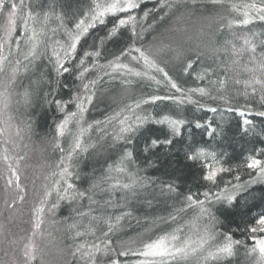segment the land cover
Returning a JSON list of instances; mask_svg holds the SVG:
<instances>
[{
	"label": "trees",
	"instance_id": "1",
	"mask_svg": "<svg viewBox=\"0 0 264 264\" xmlns=\"http://www.w3.org/2000/svg\"><path fill=\"white\" fill-rule=\"evenodd\" d=\"M18 2L19 0H17ZM25 2L33 14L39 13L41 18L45 13H49L46 27L47 52L31 64L24 61L28 65V70L25 72L21 67L15 83L22 90L28 88L32 92L31 98L34 101V108L26 117L24 125L25 129L29 131L27 138L24 137L20 141L21 143L24 141L23 144L32 151L28 160L29 165L31 168L34 165V168L37 167L38 170L44 169L48 176L53 174L62 156H67L74 138L80 135V129L87 128L88 124H92V129L83 133V144L97 145L96 148L89 147L86 152L77 151L72 155L68 165L69 172L72 173L69 176V183L75 187L69 190V198L57 202L58 207L47 220L49 230L46 245L35 264H54L55 262L57 264H82L80 253L76 252L81 244L91 246L95 243L103 247L101 241L109 238L104 235L108 231L107 224L101 221H91V216H98L101 213L112 217L128 212L132 214L125 216L116 226L114 233L110 234V238L114 241L113 247L117 249L121 244L130 240H137L138 243L133 247H138L141 240L155 239L165 232L172 231L177 223H164L160 217H167L173 208L178 206V200L174 193L170 194L166 189L162 192V185L173 183L179 187V191L183 194H187L189 190L203 192L208 187V183L202 179L206 169L185 159V152L190 150V145L197 148H208L218 154L226 153L225 167L231 166L235 169L237 165H240L241 182L250 178L247 175V170L242 166V160L251 153L252 149L264 147V118L249 117L253 119L255 128L245 134L240 131L241 118L236 113L213 114L208 111V108L223 109L227 107L224 100L219 98L221 96L231 101L233 107H243L246 103L243 96V84H236L235 80L244 81L252 78L253 73L245 71L246 67H254L249 63L251 53L244 51L239 55H233L231 44L228 42L235 43L237 49H240L246 47L243 45V38H249L257 45L255 55L256 59L260 60V47L264 44V22L255 20L246 26L232 23L229 27L230 22L243 18V8L241 7V11L236 12L232 10L231 5L235 4L240 7L245 3H259L260 0H224L222 4H213L211 0H194V2L193 0H182L180 11L164 22L159 20V15L163 13L153 14L147 20H140L139 13L152 9L155 5V0H144L142 9L137 10V31H142V37L135 46L150 49L163 41L173 48H182L185 53L183 60H175L170 53H161L158 63L165 67V70L181 88L202 87L212 96L217 97L213 100L207 95L201 97L199 93H193L192 98L199 100V104L177 105L172 101L164 100L157 101L155 104L142 105L141 109H136L138 115H150L155 119L169 115L174 119L191 122L185 125V128L182 129V136L176 138L172 146L151 148L148 151H145V148L152 139L163 140L170 135L167 125L149 121L137 132L129 134L131 143H127L112 138L114 124H107V118L120 111L125 105L134 106V102L137 100L147 99L153 95L180 94L170 88L160 73L146 67L142 60H133L131 57L138 55L137 53L123 55L128 50L130 36L128 28H121V34L115 38L105 39L113 25L118 22L117 16L109 14L105 24L97 22L95 28L89 29L86 37L77 46L76 58L68 64V67L72 69L70 73L57 78L53 63L49 61L53 48L62 54V49L55 43L56 41H60L64 45L70 43L65 29L74 33L76 23L82 19L87 25L90 22L89 16L94 4L105 3L107 0H25ZM20 14L18 11V15ZM57 16L63 17V26L56 18ZM53 29H56L55 33L52 31ZM24 37L23 27L19 25L18 35L15 36V39L20 41L21 50L18 52L13 46L11 47L12 55L9 57L11 63L7 65V70L16 66L17 59L23 61V54L27 50ZM92 51H99L100 55L85 58V66L91 69V72L85 74L86 78L83 82L87 83L88 79L97 80L93 88L96 93L95 99L90 105H86L87 111L81 124L77 125L73 120L66 126L64 135L60 136L57 125L67 112H75L77 108L73 104H69L64 112H60L51 101L60 99L67 103L80 92L82 81L78 79L81 70L79 59L85 52ZM117 57L120 58L119 63L127 64L134 71L147 73V75L138 77L130 73L128 69H119L112 75H105V71L112 72V69H101L100 66L115 62ZM54 59L55 57H52L53 61ZM184 61L193 62V68L183 70ZM225 72H227V84L222 91H218L220 85L213 82L223 79ZM254 74L259 76V69ZM201 75L204 76L202 80L198 78ZM151 76H155L156 80H160L161 83L157 84L156 80L149 79ZM3 77L6 76L1 75L0 80H3ZM99 77L103 78L99 79ZM113 77L115 78L113 79ZM38 80L41 82L39 88L32 87L33 83ZM124 81L130 83H124ZM61 83L67 84L68 88H58L57 85ZM258 110L261 109L259 104H256L254 111ZM221 119L229 122L223 138L218 137L216 140H210L204 134L203 129L194 127V123L197 121L205 123L209 120L220 121ZM96 121L104 123L97 125ZM102 127L104 131H101ZM189 127L192 128L191 139H189L187 131ZM57 143L65 149L64 152L56 147ZM125 150H131L133 153V162H125L129 172L133 173L137 179H147L148 185L146 187L137 185L135 196L131 192L119 188L114 192L103 193L98 189H92L91 185L94 180L104 174L109 165L119 162ZM234 174L235 172L222 174L221 177H218V182L231 180ZM112 175L124 182L128 180L124 174L113 172ZM33 179L34 171H29L28 178L25 180L26 184L20 183V185L27 186L24 187L26 196L30 194L31 188L37 182L36 180L35 183H32L35 180ZM13 186L16 185L13 184ZM13 186L9 188L10 191L14 190ZM221 186L223 185L221 184ZM103 187L107 188L108 185H103ZM252 190L253 197H249L247 206L234 209L226 217H222L224 220L223 231L231 230L234 239L244 240L249 247H251L250 237L237 230V225L243 227V220L247 219L248 215L255 216L264 210V199H262L264 184L253 185ZM3 191L4 188L0 181V193ZM76 191L95 193L94 199L99 202L90 205L96 211L87 218L78 216L77 212L88 211L89 201L87 197L72 199L71 197ZM108 199H111L116 206L105 204ZM25 200L26 202H22L18 210L8 206L5 208L3 224L6 228L4 229V238L0 242V264H12L19 248L26 240L29 222L28 218L22 220V217H26L27 210L30 208V198L26 197ZM2 215L0 212L1 217ZM73 223L77 224V228L70 227ZM112 223L115 224L114 219ZM179 223H183V220ZM89 227L93 231H88ZM76 231L83 232L85 235L77 237ZM235 248L237 253L235 256L224 258L221 261L209 260L207 264H252V261L245 257L243 246H235ZM101 255L97 254L98 264ZM121 259L134 264L135 261L143 258ZM85 263L88 264V262Z\"/></svg>",
	"mask_w": 264,
	"mask_h": 264
},
{
	"label": "snow or ice",
	"instance_id": "2",
	"mask_svg": "<svg viewBox=\"0 0 264 264\" xmlns=\"http://www.w3.org/2000/svg\"><path fill=\"white\" fill-rule=\"evenodd\" d=\"M194 2V0H193ZM213 4H222L224 0H211ZM144 0H107L105 3H95L91 14L89 16V23L85 25V21L82 19L75 25L76 31L73 33L65 29L68 34L70 43L64 45L60 41H56L57 45H60L61 52H57L55 48L52 50V57H55L54 61L52 57H49V61L53 63L54 71L57 74V78L63 77L65 74L70 73L72 69L68 67V64L76 58L77 46L81 40L86 37L90 28H95L97 22L99 24H105L106 17L111 14L112 16L118 17V22L113 25L111 31L106 35L105 39L115 38L121 34V28H128L130 36L128 38V50L123 55H131L135 52L138 55L132 56L133 60H142L144 65L157 73H160L162 77L170 85L171 89L175 90V93L180 95H153L147 99H141L134 102L133 105H125L120 111L115 112L112 116L107 118V124H114V135L113 139L116 141H125L131 143L129 134L137 132L140 127L146 125L149 121L159 124L167 125L170 135L163 140L152 139L149 145L145 148L148 151L151 148H160L172 146L176 138L182 136V129L185 125L191 122L184 119H174L169 115H163L159 119H155L150 115H138L136 109H141L142 105L155 104L157 101H172L174 104L182 105L185 103L199 104V100H194L193 93H199L201 97L209 96L215 100L217 97L211 95L205 88L197 87L191 89L181 88L169 75V72L165 70L158 63V58L161 53L172 54L175 60H183L184 51L182 48H173L170 44H166L163 41L158 46H153L150 49H144L136 47L135 44L142 37V31H137L138 23V12L137 10L142 9ZM182 7V0H155V5L152 9L143 10L139 13L140 20H147L150 16L156 13H163L159 15L161 22L170 19L172 15L180 11ZM243 8V18L239 21H232L229 24L231 27L232 23H238L239 25L246 26L252 24L255 20L264 22V0H260L259 3H245L238 7L237 5H231L233 11L239 12ZM5 13V24L0 26V31L3 32V36L0 37V75L7 73V65L11 63L9 57L12 55L11 46L15 44L17 51L20 49V41L15 39L18 35V26L22 25L25 33L24 44L27 46V50L23 54V61L17 59L14 67L11 68V73L8 77V81L5 84L0 80V84H3L4 91L0 92V107L6 110L9 107L10 93L8 87L16 83L17 73L23 67V70L27 72L28 65L24 63L27 61L31 64L33 61L38 60L44 53L47 52L48 41L46 39V27L49 20V13H45L41 18L39 13L33 14L25 0H0V13ZM167 10V11H166ZM18 11L21 13L18 15ZM119 14H125L123 16ZM61 25L63 26L64 20L62 16L56 17ZM19 21V25H18ZM55 33L56 29L52 30ZM231 44L232 54L239 55L244 51L251 53L249 60L250 64L254 67H246L245 71L253 73L251 79L241 81L235 80L236 84H243L244 91L243 96L245 97L246 103L243 107H233L231 101L226 100L223 96L219 97L224 100L227 107H209L208 111L213 114L228 112L236 113L240 118V131L242 133H249L254 130L255 125L251 116H259L264 118V44L260 47V60L256 59L257 45L252 42L249 38H243V45L237 49L236 44ZM7 48V54L3 52ZM42 50V51H41ZM99 51L85 52L83 57L79 59L80 74L78 79L82 81L80 85V92L67 103L60 99H54L51 102L57 106L60 112H64L68 108L69 104H73L77 111H69L65 114L64 118L57 125V129L60 136L64 135L66 126L75 120L76 124L79 125L84 120V114L87 111L86 105H90L95 99L96 93L93 90L97 83L96 79H88L87 83H84L85 74L91 72V69L85 66V58L92 56H99ZM119 57L115 62H109L107 65H101V69L111 68L112 72L105 71V75H112L119 69H128L130 73L135 76L147 75V73H141L140 71H134L129 68L127 64L119 63ZM236 63V61H234ZM193 68V62L184 61V69L188 70ZM259 69L260 75L257 76L254 73ZM207 71V70H206ZM103 77H99L102 79ZM115 77H113L114 79ZM199 79H204L201 75ZM149 79L156 80L155 76L149 77ZM40 81L33 83L32 87L39 88ZM51 83V81H49ZM124 83H130L124 81ZM156 83H161L160 80H156ZM213 83H218L220 88L218 91H222L227 84V72H225L223 79H218ZM58 88L66 89L67 84H58ZM32 92L26 88L23 92L24 103L28 104L31 102ZM259 104L261 110L254 111L255 105ZM203 107V105H200ZM128 113V114H125ZM12 119L11 116L7 120L3 121L5 124L4 128H0V134H4L10 127L8 121ZM97 125H102L104 122L96 121ZM229 122L221 119L220 121H206L205 123L195 122L194 127L196 129H203L204 134L210 140H216L218 137L223 138L227 132V124ZM92 129V124H88L87 128L80 129V135L74 138L73 145L68 152L67 159L70 161L73 153L80 151L86 152L89 147L96 148V144L84 145L82 135L86 131ZM104 131V128H101ZM189 132V139H191L192 128H187ZM17 136L20 135V129L17 128ZM103 139V137H101ZM8 143H13L9 137ZM56 147L64 152L65 149L61 147L59 143ZM190 150L185 152V159L192 164H199L206 171L202 175V179L208 183V187L203 192H192L189 190L187 194H183L179 191V187L173 183L163 184L161 187L162 192L164 189L170 194H175L178 200V206L173 208V211L169 213L167 217H160V220L164 223L176 222L177 226L170 232H165L157 236L155 239H149L147 241H139L138 247H133L138 242L137 240H130L121 244L119 249L113 247L114 241L110 238V234L114 233L116 226L119 225L125 216H131V212L124 213L123 215L112 217L101 213L98 216H91V221H101L108 226V231L104 233L105 237H109L106 240L101 241L103 247L100 244L93 243L91 246L81 244L76 252L80 253L81 259L85 257L88 260V264H98L97 254H102L99 258V264H133L128 260L121 258L127 257H142L134 262V264H207L209 260L221 261L224 258L233 257L236 253L235 246H243L245 249V257L252 261V264H264V210L257 213L255 216L248 215L247 219L243 220V227L237 225V230L241 231L242 234H246L250 237L251 247L248 246L244 240L234 239L233 232L223 231L224 220L222 217H226L234 209L247 206L249 197H253L252 186L256 184H264V147L254 148L251 153L246 155L242 160V166L247 170V175L250 177L248 180L241 182L240 165H237L234 169L231 166L225 167L226 153H217L211 151L208 148H197L189 146ZM5 155L3 159L8 161V148H5ZM23 159V157H20ZM133 162V153L131 150H125L123 155L120 157L119 162L114 165H109L104 174L94 180L91 187L92 189H98L101 193L103 192H114L116 189H123L131 192L135 196L137 185L140 187H146L149 183L147 179H137L135 175L129 172L127 164L125 162ZM61 171L53 173V176L59 175L61 179H57L53 182L52 190H48V185H44V199L40 201V206L35 209L36 223L35 228L40 229L43 224L42 214L44 212L45 202L53 195L55 191L58 200L69 198L68 193L70 189H74V185L67 181V177L71 176L67 167H64V160L61 162ZM7 168L11 173V177H15L13 180L11 177L6 178V185L11 188L13 184L16 188L23 192V188L20 185V176L17 169L8 164ZM124 174L128 177L127 182L122 181L118 177H114L112 173ZM235 172L233 178L227 181L218 182V177L222 174H230ZM61 180L64 181L63 186ZM114 181V182H113ZM235 181V182H234ZM221 184L223 186H221ZM103 185H108L107 188ZM95 193L88 194L83 191L74 192L72 199H83L87 197L89 201L88 211L80 210L77 215L80 217L87 218L96 209H93L90 205L98 204L99 202L94 199ZM19 201L24 200L23 195H18ZM264 199V196H262ZM150 203V202H149ZM105 204L115 207L111 199L105 201ZM5 205L9 208L15 207V200L11 203L5 200ZM52 208L58 207V203H53ZM215 209V210H213ZM185 217H187L185 219ZM113 219L115 224L112 223ZM183 220V223L179 221ZM91 223V222H90ZM155 225V221H154ZM71 228H77V224L73 223ZM0 231H3V226H0ZM88 231H93L89 227ZM94 234V232H93ZM36 233L33 232L32 236ZM85 233L76 231V236L81 237ZM14 243V241H13ZM42 251L38 249L37 245L33 241H29L24 246L23 255L25 257V264H35L37 261V252ZM75 255V253H73Z\"/></svg>",
	"mask_w": 264,
	"mask_h": 264
},
{
	"label": "rangeland",
	"instance_id": "3",
	"mask_svg": "<svg viewBox=\"0 0 264 264\" xmlns=\"http://www.w3.org/2000/svg\"><path fill=\"white\" fill-rule=\"evenodd\" d=\"M6 11L7 10H5L4 13H0V18H1L0 26L4 25L6 22L5 21ZM2 36H3V32L0 31V37ZM12 46L14 47L15 50L17 49L15 44H13ZM3 54L4 55L7 54V48H5ZM10 73H11V69H8L7 73L4 74L6 77H3L4 79L2 81L5 84L8 81V77ZM0 78H1V75H0ZM3 91H4V86L3 84H0V92H3ZM24 91L25 90L20 89V87L16 86L15 84L14 85L12 84L10 87H8V92L11 94L10 100H9V107L6 110L0 107V128L5 127V124L3 123V121L7 120L9 116L12 117V119L8 121V124L10 126L8 128V131L4 134H0V173H1L0 181L2 182V186L4 188L3 193H0V199L4 200L6 196H7L6 199L9 202H12V199H14L15 200L14 208L18 210L20 208V205H22V202L24 201L26 202L25 200L26 197L30 198V202H29L30 208L27 210L26 217L24 218L22 217V220H24L25 218L26 219L28 218V222H29V226H28L29 228H28L26 240L25 242H23L22 246L19 248L12 264H25V257L23 255L24 246L27 243H29L30 240L33 241L37 245L38 249H41L43 251V248H45V245H46V241L48 237V230H49V227H47L46 222L53 215V212L55 211V208H52L51 205L52 203H57L58 201H61V200H58V197L55 191H53V195L45 202L44 212L42 214L43 224L41 225L40 229H36L35 223H36L37 217H36L35 209L40 206V201L44 199V192H45L44 185H48V190H52L53 182L61 178L59 177V175L53 176L51 174L50 176H48L47 172L44 171V169H42L43 171L38 170L37 167L34 168L35 167L34 165L32 166V168L29 165L28 160L30 158V154H31L30 152L32 151L28 150L27 146L23 144L24 141L22 143L20 141L23 140L24 137L27 138L29 131L25 129L24 125L26 122V117L31 113V111L34 108V101L31 98L30 103L28 104L24 103V99H23ZM17 128L20 129L19 136L15 134ZM9 137L11 138L13 143H8ZM5 148H8L7 154L10 157L8 161H5L3 159L5 155V151H4ZM20 157H23V159H20ZM67 157H68V154L67 156H62L61 160L62 159L64 160L63 166L68 168L69 160L67 159ZM60 162L57 163L58 167H56L55 169V173L57 174L61 171ZM8 164H12V166L17 169V172L20 176V183H23V184L25 183V180H27L28 178L29 171H34L35 180L33 179L34 181L32 183H35L36 180L37 182L34 184L33 188H31L30 194L28 196H26L25 188H24L26 185H21V187L24 190L23 192L17 189L16 186H13L14 187L13 191H10L9 188L7 187L6 178L11 177V173L9 172L7 168ZM11 178L13 180L15 179V177H11ZM67 181L69 182V177H67ZM61 184L63 186H66L64 185L63 180H61ZM18 195L24 196V200L22 202L19 201V199H17ZM68 196H69V193H68ZM2 200L0 201V212L3 215L2 217L0 216V226H3V231H0V242L4 238L3 237L5 233L4 229L6 228L3 224L4 222L3 216L5 215L4 212H5V208L7 207V205H5V200L4 202H2ZM33 232L36 233L35 236H32ZM42 251L37 252L38 258L40 255H42ZM80 262H82V264L83 263L87 264L85 262H88V260L87 258H84V259H81ZM54 264H57V263L55 262Z\"/></svg>",
	"mask_w": 264,
	"mask_h": 264
}]
</instances>
